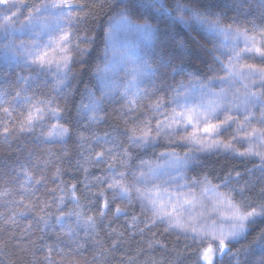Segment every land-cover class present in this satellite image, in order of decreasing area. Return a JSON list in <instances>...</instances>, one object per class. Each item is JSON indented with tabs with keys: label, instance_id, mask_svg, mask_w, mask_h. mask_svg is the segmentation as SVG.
<instances>
[{
	"label": "trees",
	"instance_id": "16d2710c",
	"mask_svg": "<svg viewBox=\"0 0 264 264\" xmlns=\"http://www.w3.org/2000/svg\"><path fill=\"white\" fill-rule=\"evenodd\" d=\"M39 2L41 0H17L18 5L29 6L17 12L18 20L26 22L30 5ZM73 2L83 5L84 9L73 12L74 17L82 19L67 28L71 36L63 59L69 60L71 71L62 89L57 83V75L50 71L40 73L34 67L0 59V100L4 101L0 108L7 107L11 112L9 116L0 111V264H47L45 256L48 245L64 250L63 255L53 252V264H204L201 252L205 243H194L166 232L162 226L147 224L144 212L134 199L130 204L122 205L118 199L113 200L111 192L106 191L105 196L101 197L99 193L106 186L97 188L93 179L104 176L106 170L100 165L96 167L94 163L84 165L88 168L87 173L81 168L83 158L89 154L90 142L81 149L77 133L83 132L85 136H90V132L84 131L87 123L79 119V108L88 92L96 93L95 73L103 57L106 27L111 18L123 9L116 6L120 0ZM201 3V11L210 9L220 15L225 26L231 23L234 29L238 27L243 31L247 28L249 35L260 38L259 32L253 31L252 26L255 23L264 27L260 20L264 12V0H201ZM15 11L13 8L10 12ZM130 18L137 24H142L145 19L135 14ZM149 23L158 31L147 41L148 48L143 58L155 70L148 77V95L141 102L145 114L147 108L155 107L158 102L165 106L168 94L176 92L179 87L194 80L211 79L219 72L213 39L209 34L183 29L170 31L164 20L150 19ZM165 32L169 35L161 36ZM162 39L167 47L161 43ZM181 44L184 46L182 61L176 59L172 62L173 65L181 64L184 69L177 75L172 67L163 66L162 60H169L174 52H179L177 46ZM1 48L0 45V58ZM21 78L29 80L31 87L27 95L32 97L33 102L50 99L54 102L53 106L60 109L64 118L59 122L72 128V136L67 143H44L43 136L47 133L43 131V126L36 127L31 133L19 131L27 117L25 106L16 105L14 100L16 93L25 87L24 79ZM113 105L104 101V112L101 113L104 120L93 125L91 131L100 136L105 132L115 136L121 146L132 154L130 168L150 161L159 153L181 151L182 148L162 141L146 149L128 147L127 137L123 133L126 127L132 126L131 123L126 124V121L131 120L126 119ZM5 128L9 129L8 135L4 134ZM197 157L185 173L187 179L206 180L223 190H227L223 187L226 181L236 188L243 187L247 182L252 186V191L246 195L259 202V191L264 187V173L256 169V162L215 154ZM236 173H240V177ZM29 179L31 186L28 184ZM36 181L41 183L37 185ZM85 183L91 185V190L87 200L81 197L80 204L85 215L96 218L95 230L85 226L71 237L63 236L67 228H62L56 222V216L59 215L57 203L63 194L61 190L68 192L70 186L76 184L77 195L80 196L87 191L84 189ZM105 197L111 207L101 218L99 210L103 207ZM45 203L49 205L48 208H44ZM117 206L124 210L122 214L115 213ZM69 210L80 211L81 208L65 198L64 211ZM45 213L50 214L46 216L50 225L48 228H44L39 220ZM133 216L137 217L135 221ZM246 235L247 239L229 244L228 254L216 258L213 264H237V260L232 259L233 255H237L239 264H258L264 256L260 246L264 238V218H256L255 222L250 223ZM113 242L116 243L115 248H112Z\"/></svg>",
	"mask_w": 264,
	"mask_h": 264
},
{
	"label": "snow or ice",
	"instance_id": "6c2138e0",
	"mask_svg": "<svg viewBox=\"0 0 264 264\" xmlns=\"http://www.w3.org/2000/svg\"><path fill=\"white\" fill-rule=\"evenodd\" d=\"M0 5L4 6L6 12L13 8L16 9L11 15H5L2 18V27H0V32L6 41L4 43L6 59H11L17 64L22 63L29 68L35 67L40 73L50 71L55 63L57 83L62 89L65 86V81L68 80V73L71 71L69 60L67 58L59 62L50 60L48 58L49 50L54 49V45H56L66 56L71 33L65 29L72 27L74 23L82 19L79 16L74 17L72 14L83 11L84 6L74 3L73 0H41V3L31 6V10L25 18L26 23L21 25L17 36L15 28L18 22L17 12L21 8H28L29 6L27 4L18 5L17 0H0ZM116 6L123 9L120 14L121 21L148 40L157 34L158 30H154L152 24L149 23L150 19H155L164 20L170 31L183 29L189 32H203L213 36H223L230 41L228 45L224 46L227 51L221 52V56L225 57L227 63L221 60L219 56L215 57L223 75L209 80L207 85L192 86V91L201 93L199 103H196L195 97L189 96L187 92L183 96L177 92L172 101L174 107L170 114L160 113L161 105L157 103L153 110L164 115L165 118L163 121L157 120L155 136L152 135L153 127L149 120H141L139 117L133 116L131 121H126V124L131 123L132 126L126 127L123 133L130 145L146 149L153 147L157 138L162 134L171 142L176 134L183 132L186 134L182 135L181 139L190 146L189 153H210L220 148L228 150L232 146L230 144L222 145L216 138L222 131H226L233 123H236L238 124L237 131L245 132V139L249 145L244 152L239 153V156L257 158L258 170L264 173V127H252L254 121L256 124L264 126V67L257 68L253 64L241 63L245 59H259L261 64H264V27H259L253 23V31H258L260 34L258 41L256 35H249V29L245 28L243 31L238 27L234 29L231 23L225 26L220 15L210 9L201 11L200 9L203 7L201 0H120ZM262 7H264V3H262ZM134 14L145 17L144 22L142 24L135 23L130 18ZM260 20L264 24V12L261 13ZM9 35L15 36L16 39L20 40V43L17 44L15 39L8 41ZM168 35V32L161 34L163 37ZM24 36L29 37L30 44L24 43L22 39ZM44 37H47L46 43L43 40ZM241 42H243V47L240 46ZM161 43L165 47L168 46L163 39ZM177 47L180 51L174 52L169 60H162V63L165 67H172V71L179 75L183 72V67L181 64L173 65L172 62L176 59L182 61L184 46L181 44ZM154 71L147 61H143L132 69L133 80L129 82V89L126 90L125 94V99L129 94L134 97V99L127 101L129 114L134 112L135 97L138 95L131 92V88L138 89L144 83V79L150 77ZM24 83L25 87L21 92H17L14 97L16 105L25 106L27 112L26 121L21 124L19 131L31 133L36 127L41 126L47 118L55 120L56 123L52 124L48 134L43 136V142L67 143V140L72 136V128L65 127L59 122L64 118L60 109L53 106L54 102L50 99L33 102L32 97L27 95L31 84L28 79H24ZM214 84L220 87L219 93L210 91ZM22 93L24 94L22 95ZM107 95L109 93L102 91L100 98H97L94 93H89L87 102H82L80 105L78 115L82 120L87 121L84 131L90 132V136H85L83 132L77 133V142L81 149L90 142L89 154L83 158L84 164L81 165V168L87 173L88 168L84 166L85 164H102L106 167L107 175L94 178L97 188L106 186L99 193L101 197H104L105 192L108 191L112 193L113 200L119 199L130 204L135 198L140 203L142 212L151 213L152 224L159 220L162 223H167L168 228L165 231L178 229L186 238L190 234L194 243L202 241L203 236L197 226L192 223L185 224L180 219V209L183 207L181 200L184 199V194L179 191L176 193L169 191V181L167 180L158 182L164 175L160 166L155 169L149 167L147 172L138 170L139 174L137 175L136 171L130 170L131 152L123 148L116 137L107 132L100 136L91 131L93 125L100 124L104 120L101 113L104 112L102 105ZM205 96L213 97V99L205 103ZM3 103L4 101L0 100V104ZM0 111L11 115L7 107L0 108ZM256 112L260 113L258 120L256 119ZM221 116L224 118L220 119ZM240 117H243V123H240ZM77 123L79 124V121ZM189 128H191L190 132ZM248 128H251L250 132L247 131ZM4 134H9L8 128L4 129ZM97 148L99 151L96 150ZM160 155L169 156L171 159L167 167H174L177 170L188 167L190 163L198 159L197 156L188 153L183 158L176 157L174 152L161 153ZM236 175L240 177V173H236ZM40 183L41 181H36L37 185ZM28 184L31 186L30 179ZM180 187L182 186L177 185V189ZM219 187L217 186V188ZM223 187L227 191L218 193L219 200L225 208V212L221 213L220 223H226L227 229L222 227L218 235L214 237L219 241L218 251L221 258L230 251L229 244L239 243L241 240L247 239L246 232L250 223L255 222L258 217L264 218V187L260 188L259 202L253 201L246 195L252 191V186L247 182L243 187L236 188L231 187L230 181H226ZM84 189L87 191L81 193L80 196L77 195L76 184H72L68 192H64L62 189L63 194L57 203L59 215L56 216V222L62 228H67L64 234L70 237L82 227L86 226L87 229L91 230H95L96 227V218L92 215H85L83 206L80 204L81 197L85 200L88 199L91 185L85 183ZM65 198L81 210L65 212ZM184 203L190 204L191 201L184 199ZM48 207L49 205L45 203L44 208ZM110 207L111 203L105 197L103 207L99 210V216L103 218L106 215V210ZM43 210L42 208L41 211ZM123 211L119 206L115 208L116 214H122ZM48 215L50 214L45 213L44 216L39 217L44 228L50 226L46 218ZM136 219L137 217L133 216V221ZM41 230L43 231V229ZM140 231L143 232V229ZM260 246L261 250L264 251V238H262ZM46 247L45 260L47 264H53L52 255L54 251L61 255L64 254L63 249H54L50 245ZM115 247L116 243L113 242L112 248ZM149 247L152 245L149 244ZM214 254L213 250L208 248L201 254V259L205 264H213ZM232 259L237 260V264H239L237 255H233ZM258 264H264V256L260 258Z\"/></svg>",
	"mask_w": 264,
	"mask_h": 264
},
{
	"label": "rangeland",
	"instance_id": "374dc122",
	"mask_svg": "<svg viewBox=\"0 0 264 264\" xmlns=\"http://www.w3.org/2000/svg\"><path fill=\"white\" fill-rule=\"evenodd\" d=\"M39 3H34V4H39ZM34 4L32 3L30 6ZM11 14L12 12L10 11L6 12L4 6L0 5V25H2L1 24L2 18L5 15H11ZM120 14L112 17L106 27L107 28L106 41H105L103 57H102L101 64L95 73L96 93H94V95L97 98H100L102 91L109 93V95L106 96L104 101H106L107 103L114 104L113 105L114 108L118 109L122 113L123 116L125 115L126 119L128 118L129 120H132L133 116H136V117L141 116L140 118L141 120H149L151 122V126L153 127L152 135L155 136V126H156L157 120L163 121L165 118L164 115H161L160 113H164V114L171 113L172 108L174 107V104L172 103V101H173V98L177 95V92H179L181 96H183L184 93L187 92L189 96L195 97L196 103H199L200 98H201V93L199 91H192V86H198L201 84L207 85L209 80L214 79L216 76L223 75V72L220 71V66H219V72L215 77L208 79V80H203V81L194 80L190 83H187L184 86L179 87V89L176 92L172 94H168L169 98L165 106L163 105L161 106L160 113L155 112L153 110L154 107H151L150 109L147 108L148 110L147 114H145V112L142 111V104H141V102L148 95V94L146 95V93L149 92L148 87H147L148 78H145L144 83L138 89L135 87L131 88V92L137 93L138 95L135 97L136 105L134 106V112L129 114L128 107H127V101L134 99V97L129 94L127 95V98L125 99L126 90L129 89V82L133 80L132 69L144 61L143 59L144 52L148 48V45H147L148 39H145L135 29L129 28L126 23L122 22L120 18ZM24 23L26 22L18 20L17 24L15 25L17 36L19 35L21 25ZM65 31H67V29H65ZM209 35L213 39V43H214L213 49H214V53L216 57L219 56L221 60H224V62L227 63V60L225 59V57L221 56V52L227 51V48L224 46L228 45L230 41L226 40L225 37L223 36H213L211 34ZM256 37H257V40L259 41L260 38L258 36ZM13 39L16 40L17 44L20 43V40L16 39L15 36L9 35L7 37L8 41H11ZM22 39L24 40L25 44L31 43L28 36H24L22 37ZM43 40L46 43L47 37H44ZM5 42H6L5 37L3 36L2 32H0V45L2 46L1 48L2 57L0 59L8 60L6 59L5 51H4ZM240 46L243 47V42H241ZM63 57H64V53L59 50L58 46L54 45V49L49 50L48 58L50 60L59 62L63 60ZM241 63L253 64L257 68L264 67V64H261L259 59H245V60H242ZM50 72L57 75L55 63L53 64ZM210 91L214 93H219L220 87L214 84L210 88ZM89 93H92V92H88L86 94L83 103L87 102ZM211 99H213V97L205 96L204 102L207 103ZM158 103L160 104V102ZM259 115L260 113L256 112L257 120L259 119ZM223 118H224L223 116L220 117V119H223ZM79 119L82 120L80 117ZM82 121H85L87 123L86 120H82ZM239 121L240 123H243V117H240ZM55 123H56L55 120H49L46 118L44 123L41 125L43 126V131L48 134L50 126ZM252 127L262 128L264 126L256 124L254 121ZM237 128H238V124L233 123L231 127L227 128L226 131H222L221 134L216 138L222 145L230 144L232 147L231 149H228V150L224 148H220L219 150H214L213 152H210V153H189L190 146L186 145L181 139L182 135L186 134L183 132L176 134L171 139V142L169 138H167L166 136L162 134L160 137L157 138L156 142L162 141L168 145L176 146L177 148H182L180 152H177V151L162 152V153H173L174 152L175 156L179 158H183L186 153H188L189 155H195V156H199L201 154L226 155V156H230L232 158L238 159V160H249V161L256 162L255 167L256 169H258V159L257 158H246V157L239 156V153L244 152L249 147V145L245 139V132L237 131ZM190 131H191V128H189V132ZM247 131L250 132L251 128H248ZM233 137H235V139H233ZM127 144H128V147L130 148H137L135 146L130 145L129 141L127 142ZM137 149L140 150L143 148H137ZM96 150L99 151V148H97ZM160 154L161 153L156 155L155 158L151 159L150 161L139 163L135 167L130 168V170L136 171L138 175L139 174L138 170H143L147 172L149 167L155 169L157 166H160L161 169H163L164 175L161 177V180L158 182H163L165 180L169 181V185H168L169 191L173 193H176L177 191H179L180 193L184 194V199L191 201L190 204H187V203H184V199L181 200V204L183 205V207L180 209V219L185 224L192 223L197 226L198 230L203 236V240L197 241V242L205 243V247L203 248L201 254L206 249L211 248L213 252L215 253L213 255V262H214L216 258H220V253L218 251L219 241L215 239L214 237L218 235L222 227L225 230L227 229L226 223L224 224L220 223L221 213L225 212V208L219 200L218 193H223L227 190H223L220 187L219 188L214 187L206 180L192 181V180L187 179L185 177V173L187 169L190 167V165H192L195 161L190 163L188 167L177 170L174 167L173 168L167 167L171 159L169 156H161ZM98 166L96 165V167ZM100 166H101L100 168H102L103 170H106L105 175H107L108 173H107L106 167L102 164ZM119 170H123V169H119ZM93 183L96 184L95 179H93ZM177 185H181L182 187L177 189ZM133 199L137 201L135 198ZM119 202L122 205L128 204L127 201L122 202L119 200ZM137 203L139 204L141 208L140 203L138 201ZM169 210L171 209L169 208ZM144 214H145L144 221L147 224H151L155 226H162L164 230L168 228L167 223H162L159 220H157L155 224H152L150 212H144ZM166 232L173 233L174 235L184 238V239L192 240L190 238V234H189V237L186 238L185 235L181 233L178 229H169ZM63 236H68V235L63 234ZM203 263L205 264L204 261Z\"/></svg>",
	"mask_w": 264,
	"mask_h": 264
}]
</instances>
